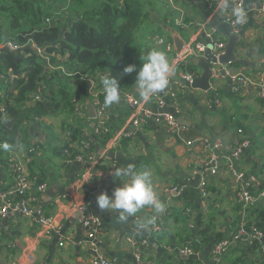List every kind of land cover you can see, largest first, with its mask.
I'll return each mask as SVG.
<instances>
[{
  "label": "crops",
  "instance_id": "obj_1",
  "mask_svg": "<svg viewBox=\"0 0 264 264\" xmlns=\"http://www.w3.org/2000/svg\"><path fill=\"white\" fill-rule=\"evenodd\" d=\"M241 6L247 10V22L239 31L242 36L236 50L238 61L226 69L220 64L213 65L219 74L207 91L190 85L177 88L178 107L171 98H166V110L184 126L180 135L153 119L145 125L135 124L131 108L122 96L120 104L107 108V132L97 134L98 120L89 117L86 101L95 104L96 94L104 100L100 78L110 73L88 80H72L71 87L79 95L77 120L85 119L87 124L83 139L90 143L93 155L103 157L100 164L93 165V178L79 187V174L85 164L75 158L68 163V155L63 158L54 151L64 141L61 118L50 119L42 125L30 124L29 141L35 153L29 172L42 176L46 184L45 190L37 193L36 208L52 220L53 230L50 234L42 233L37 215L29 217L9 212L0 221V264H90L97 255L115 264H213V233L203 237L200 230L212 224L210 220L215 217L216 231L228 230L232 236L241 221L239 186L230 175V166L264 181V68L261 66L264 63V1L242 0ZM154 13L150 17L154 27L136 32L137 66L142 63L141 56L153 48L163 50L173 64V53L154 42L160 34L175 46V51L193 39L209 44L207 32L214 33L213 40L227 44L228 36L219 32L218 26L231 22L229 14L215 15V9L207 8L202 0H171L158 26L154 23ZM180 20L186 24L179 23ZM193 59L175 67L171 77L175 86L183 83L186 72L202 74V68ZM227 71L241 73L245 81H234ZM122 76L114 75L118 80ZM120 88L121 92L133 91L138 95L136 85L125 88L120 85ZM239 128L243 133L238 132ZM200 138L207 139L211 146H205ZM245 138L251 144L236 158L233 152ZM217 142L223 146L213 149ZM213 152L220 156L218 172L207 178L204 197L201 182L207 176ZM128 164L135 165L137 170H152L153 188L165 205L164 211L145 206L127 222H119L117 212L98 209L97 196L105 191L111 195L122 184L112 172ZM8 167L6 159H2L0 189L13 185ZM263 187L255 185L250 191L256 197ZM262 214L264 198L251 207L248 224H264ZM86 215L100 222L92 241L83 224ZM152 217L155 224L138 233L137 222L143 223ZM185 249L194 250V254L184 257ZM257 258L253 254L246 257L236 246L220 264H256Z\"/></svg>",
  "mask_w": 264,
  "mask_h": 264
},
{
  "label": "trees",
  "instance_id": "obj_2",
  "mask_svg": "<svg viewBox=\"0 0 264 264\" xmlns=\"http://www.w3.org/2000/svg\"><path fill=\"white\" fill-rule=\"evenodd\" d=\"M49 1L0 0V143L12 145L10 151L0 149V162H9L12 154L23 160L34 155L30 124H47L57 117L62 120L64 141L61 147L55 146L56 153L63 158L68 155L67 161L94 153L90 143L84 148L83 128L87 124L85 119L77 120L79 95L71 87L72 80L123 74L119 80L123 88L135 85L137 73L124 74L123 69L138 65L133 48L136 32L156 12L154 7L149 10L152 0ZM10 45L24 48L20 58L1 51ZM29 174L35 187L43 184L42 176ZM210 221L200 235L213 233L214 243L231 236L228 230L216 231L215 217ZM256 227L264 233V224ZM263 246L259 240L238 247L246 257H258L256 264H264Z\"/></svg>",
  "mask_w": 264,
  "mask_h": 264
},
{
  "label": "built area",
  "instance_id": "obj_3",
  "mask_svg": "<svg viewBox=\"0 0 264 264\" xmlns=\"http://www.w3.org/2000/svg\"><path fill=\"white\" fill-rule=\"evenodd\" d=\"M204 4L209 9H215L216 0H202ZM264 1V0H262ZM237 4H242V0H234ZM233 17L230 15L229 12V20L231 21V25L233 26L236 32H239L242 27L245 25H236L234 24ZM179 23L186 24L183 20H180ZM208 36L210 37V43L212 44V53L215 56H219L224 52L226 43L213 40L212 34L213 32H207ZM154 42L158 46H162L165 48L166 51L173 53V64L175 67L182 66L190 62L191 59L203 56L204 53L208 50V43L205 41H198L196 39L191 40L183 51L177 52L174 49L173 44L166 38L165 35H158L155 37ZM11 49L16 52L18 49L15 46L10 45ZM40 51V50H39ZM218 63H214L217 65ZM228 74L234 81L240 80V82L245 81V77L241 73H232L227 71ZM197 75L193 72H186L183 76V83H178L175 86V83L171 81L169 86L160 94L155 95L152 99L154 100V104L143 103L139 95H137L133 91H125L121 92V96L125 99L128 106L131 108L133 121L135 124L145 125L147 120L153 119L159 123H165L172 133H176L180 135L184 131V126L180 125L177 121L175 115L169 113L166 110L167 101L166 98H171L177 105L178 102V95L179 89H184L188 85L192 87V82ZM95 106L98 112V125L96 128L97 134H103L107 132V120H108V112L107 109L103 107V100L100 98V95L96 94L95 96ZM154 107V108H153ZM239 133H243V129H238ZM202 141L205 146L210 147V142L207 139L200 138L198 139ZM250 141L248 138H245L241 145L233 152V155L236 158H240L242 155V151L246 149L250 145ZM223 146L222 142H217L212 146L213 149H218ZM84 148H89V142H84ZM35 152V148H33L32 152ZM212 155L211 165L208 168L207 176L203 177L201 182V191L204 197L207 196V189L205 184L207 182L208 177L215 176L218 172V163L220 161V156L217 155L215 152ZM91 155L85 158L82 155H78L75 159L83 162L85 164L84 170L79 174L78 185L79 187L84 183L90 181L93 178L94 168L93 165L100 164V161H103V157H96L92 153ZM33 155L27 156L24 160L21 159L17 154H12L9 158V174L13 179V185L7 186L6 188L0 189V221L4 218L9 212H20L25 216H34L37 215L39 217L41 223L42 233L50 234L51 230H53V226L49 218H47L41 210H37L36 202H37V195L35 193L36 190L44 191L46 188V184H41L38 187L34 186V180L31 179L29 176V168L28 164L32 160ZM70 162V159L67 161ZM230 175L233 180L238 184L239 188L237 191L238 195V203L241 209V221L238 226V230L235 231L232 236L220 240L214 243L212 247V260L213 264H220L223 261L224 256L227 252L231 251L236 246H248L253 244L256 241L262 240L264 238V233L254 225L248 224V218L250 214V209L254 205V203L258 199L264 198V187L260 190L259 194L255 197L250 189L252 186L255 185H263L264 181L258 178L256 175H246L243 172L236 170L232 166H230ZM83 224L85 228L88 230V237L91 241L96 237V233L100 228V222L98 219L92 215L83 216ZM184 253L187 254H194V251L191 249H185ZM90 264H115L110 259H107L103 256H95L94 259Z\"/></svg>",
  "mask_w": 264,
  "mask_h": 264
},
{
  "label": "clouds",
  "instance_id": "obj_4",
  "mask_svg": "<svg viewBox=\"0 0 264 264\" xmlns=\"http://www.w3.org/2000/svg\"><path fill=\"white\" fill-rule=\"evenodd\" d=\"M229 12L234 18L232 21L234 24L243 25L247 22V10L240 4L235 3L234 0H216L215 15L223 17ZM141 61L139 66L136 64L125 66L123 73L131 74L134 71L137 73L136 90L140 100L147 104L155 95L162 93L169 86L175 66L169 61L166 53L159 48H153L147 55L141 56ZM100 83L104 92L103 107L107 109L120 104L119 80L112 75L103 76L100 78ZM0 149L10 151L12 145L3 142L0 143ZM112 175L114 178H119L122 184L115 188L111 195L105 191L97 196L96 204L101 212H117L118 221L127 222L145 206H150L157 212L164 211L165 205L153 188L151 169L137 170L135 165L128 164L125 167H116ZM155 222V217L143 223L137 222L136 230L138 233L142 232Z\"/></svg>",
  "mask_w": 264,
  "mask_h": 264
},
{
  "label": "water",
  "instance_id": "obj_5",
  "mask_svg": "<svg viewBox=\"0 0 264 264\" xmlns=\"http://www.w3.org/2000/svg\"><path fill=\"white\" fill-rule=\"evenodd\" d=\"M219 32L228 36V41L225 46L224 52L219 55L218 57L212 53V44H208V50L204 53L203 56H198L193 59V63L200 66L202 68V74L196 76L192 82L193 88H199L201 90H209L211 88V82L213 78L219 74L215 68L214 63H218L223 66V68H228L230 63L237 62L236 50L241 40V33L236 32L233 26L229 22H224L221 26H218ZM181 46V45H179ZM175 47V46H174ZM185 45L181 48L177 47V51L181 52L185 49ZM1 51L13 53L14 51L11 49L10 46H5L1 49ZM22 51L24 48H19L16 50V58H20ZM262 68H264V63L261 64ZM86 108L89 111V117L91 119H97L98 112L95 104L91 101H86ZM264 242V238H262ZM184 257H187L185 254Z\"/></svg>",
  "mask_w": 264,
  "mask_h": 264
},
{
  "label": "rangeland",
  "instance_id": "obj_6",
  "mask_svg": "<svg viewBox=\"0 0 264 264\" xmlns=\"http://www.w3.org/2000/svg\"><path fill=\"white\" fill-rule=\"evenodd\" d=\"M49 2H53V0H50ZM168 2H171V0H152L151 7L149 8V10H151L152 7H154L156 9V12L153 15L154 21H155L154 22L155 26H158L159 25L158 23H160L161 20L164 18L165 10H166V6H167ZM56 6H60V4H56ZM178 17H180V16L178 15ZM166 18H168V16H166ZM49 22H51V21L49 20ZM150 22H152V21H148V22L144 21L141 24L140 28L143 29L144 27H148V26L153 28L154 26L153 25L151 26ZM140 34L143 35V31ZM133 48H135L134 44H133Z\"/></svg>",
  "mask_w": 264,
  "mask_h": 264
}]
</instances>
